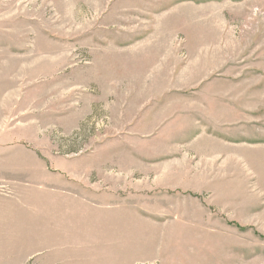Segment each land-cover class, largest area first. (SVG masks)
Instances as JSON below:
<instances>
[{
    "label": "rangeland",
    "instance_id": "obj_1",
    "mask_svg": "<svg viewBox=\"0 0 264 264\" xmlns=\"http://www.w3.org/2000/svg\"><path fill=\"white\" fill-rule=\"evenodd\" d=\"M40 161L125 220L5 264H264V0H0V193Z\"/></svg>",
    "mask_w": 264,
    "mask_h": 264
},
{
    "label": "crops",
    "instance_id": "obj_2",
    "mask_svg": "<svg viewBox=\"0 0 264 264\" xmlns=\"http://www.w3.org/2000/svg\"><path fill=\"white\" fill-rule=\"evenodd\" d=\"M10 158L17 160L18 154L14 153ZM41 164L40 161L28 174H21L24 179H17L16 174H10L11 183L15 181V184L16 182L21 184L11 185L13 192L10 195L0 193V240H3L0 242V264L12 260L15 248L19 259L25 255L27 258L35 246L38 248L50 246L51 239L58 245H63V240L66 239L74 240V243L80 242L84 238V230H88L85 220H91L92 229L98 228L99 221L104 223L103 218H108L112 224L125 220L122 213L125 210L121 204L125 198L116 197L110 192L99 193L93 189H84L83 182L91 181L86 178L88 172L94 171L97 167H71L61 165V161L60 165L55 167ZM100 172L101 169L98 168L96 174ZM67 175H73L75 180L67 178ZM78 176L82 177L77 179ZM70 186H73V190L68 189ZM69 197L71 206L75 209L77 206L89 208L91 211H86L88 215L84 217L80 215L78 219L77 217L68 220L55 219L57 216L55 218L52 216L51 205H57V212H65L66 199H70ZM118 203L120 205L116 207H107ZM135 209L138 215L141 214V208Z\"/></svg>",
    "mask_w": 264,
    "mask_h": 264
}]
</instances>
